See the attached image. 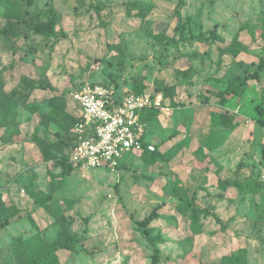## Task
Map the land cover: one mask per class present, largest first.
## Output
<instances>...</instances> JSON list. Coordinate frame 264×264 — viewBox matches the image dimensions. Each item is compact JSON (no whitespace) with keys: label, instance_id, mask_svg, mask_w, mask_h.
I'll use <instances>...</instances> for the list:
<instances>
[{"label":"rangeland","instance_id":"rangeland-1","mask_svg":"<svg viewBox=\"0 0 264 264\" xmlns=\"http://www.w3.org/2000/svg\"><path fill=\"white\" fill-rule=\"evenodd\" d=\"M10 1L19 26L0 37V264L48 251L50 264H150L137 222L152 211L157 264H264V127L254 120L264 0H181L179 19L180 0ZM50 7L54 36L32 28ZM6 15L0 0V28ZM15 59L24 63L9 76ZM20 72L29 76L15 84ZM234 77L245 80L237 97L222 93ZM86 80L163 93L168 113L145 125L148 160L127 157L115 171L55 164L70 126L49 117L48 103L57 95L55 112L74 113L72 92ZM13 88L28 96L15 115ZM239 163L241 176L252 168L257 193L221 188Z\"/></svg>","mask_w":264,"mask_h":264},{"label":"built area","instance_id":"built-area-1","mask_svg":"<svg viewBox=\"0 0 264 264\" xmlns=\"http://www.w3.org/2000/svg\"><path fill=\"white\" fill-rule=\"evenodd\" d=\"M71 99L78 120L72 129L68 162L79 169L117 170L123 159L140 151L146 142L142 114L150 109L169 111L161 93H132L100 81H84Z\"/></svg>","mask_w":264,"mask_h":264},{"label":"trees","instance_id":"trees-1","mask_svg":"<svg viewBox=\"0 0 264 264\" xmlns=\"http://www.w3.org/2000/svg\"><path fill=\"white\" fill-rule=\"evenodd\" d=\"M4 5H5V11H6V24L0 28V37L1 36H6V38L13 33L14 31H16L18 29V22L19 21H12L13 18V14H14V10L15 7L13 6V4H11L10 0H1ZM27 2H31V0H26ZM182 2L181 0L178 2L177 6L175 7L174 10V14L175 16L179 19L180 18V8H181ZM49 20L48 21H42L40 19V17H33L34 19V23L32 25V28L35 32L39 33V34H43L46 36H54L55 33V25H56V15H55V10L53 9V7H50L49 9ZM18 18V17H17ZM16 18V20H17ZM31 18V20H33ZM240 42H236V45H239ZM108 56V55H107ZM23 64L24 62L21 59H15L13 60L8 67H6L5 71L6 74H9V72H11V70L15 67V64ZM263 66V63L260 64V68ZM190 70L191 67H189L188 69L184 70L182 72V79L184 81L188 80L191 76L190 74ZM12 74H9V76ZM29 76L28 73L26 72H20L14 79L15 84H20V81L23 80L24 78H27ZM101 83L104 84H110L109 82H105V81H101ZM116 87H119V83H113ZM142 85L137 87L136 89H127L128 92H132V93H141L144 90L142 89ZM245 87V80L241 77H234L231 78L229 80L226 81V88L222 93H229L232 97H237L240 96L243 93ZM158 91H154V93H157ZM28 96L23 95L21 93V89L19 88H13L11 90L8 91V98L11 99L12 102H14L11 107H9L8 112H11L12 114L15 115L16 113V108L19 105H24L26 102V98ZM61 99L59 98V96L57 95H53L50 99V102L48 103V105L52 106L53 111H51L49 117L50 118H56L57 116L61 115L63 116V118L65 120L69 121V139L67 142L68 145V153L70 148L73 145L74 142V137H73V126L76 123V121L78 120L77 118V109L75 108L74 113L69 114L66 112H63L61 114H57L54 110L53 104H55L56 101H60ZM162 103L163 105L167 106V103L165 101V97L162 93ZM168 107V106H167ZM255 112H256V117H255V122H257L260 126L264 127V99L261 98V101L255 105ZM159 114L158 110L155 109H150L147 112H144L142 114V119L144 122L150 121L152 119H154L157 115ZM1 126V124H0ZM145 137V135H144ZM154 150L151 149V151ZM151 151H149L146 142H142L141 143V149L140 151H138V155L140 154V156L143 159L148 160L149 159V155L148 153H150ZM124 163H121L119 165V168L124 167ZM55 164H61L62 166H67L68 168H75L74 166H72L69 162H68V154L65 155L63 158L57 159ZM243 164L239 163L236 166V170L234 172V176L230 177L228 180H221L220 181V186L223 190H228L229 188H233L238 194H253V193H257L260 190V185L257 184V181L255 179L252 178L251 175V169H249V173L247 175L241 176L239 174V170L242 168ZM187 206L191 207L192 204L189 202L187 203ZM155 216V212L152 211V213L145 219L138 221L137 225L138 228L141 229V233L142 235L145 237L147 243L151 246L152 248V254H151V262L150 264H157L158 259H159V248L156 245V241L155 238L152 237L150 235V230L149 228H147V224L148 222L151 220V218ZM194 222L191 224L192 226H194ZM64 242L65 240H67V237H65L64 234H62ZM59 245V241H56L54 243V248H56ZM62 246H64V248H67L68 250H71V246L67 244V242L65 243H61ZM53 251H48L46 254L41 255L37 258H34L31 261V264H50V261L52 259L53 255ZM17 256H19V254H17ZM235 260V262H238V258L235 257L233 258ZM53 260V259H52ZM228 260L227 258L220 263H211V264H227ZM52 264H58L57 262H53Z\"/></svg>","mask_w":264,"mask_h":264},{"label":"crops","instance_id":"crops-1","mask_svg":"<svg viewBox=\"0 0 264 264\" xmlns=\"http://www.w3.org/2000/svg\"><path fill=\"white\" fill-rule=\"evenodd\" d=\"M145 92H153V91H147V90H144ZM157 93H161V92H157ZM161 95H162V93H161ZM160 113H163V112H161V111H159V114ZM149 121H147V122H145V125L148 123ZM145 134H146V130H145ZM146 139V138H145ZM67 154H68V151H67ZM138 154V152L137 153H135V154H133V155H130L129 157L131 158L132 156H136ZM82 170H88V169H82ZM90 170V169H89ZM92 170V169H91ZM96 170V169H95ZM111 171V170H110Z\"/></svg>","mask_w":264,"mask_h":264}]
</instances>
